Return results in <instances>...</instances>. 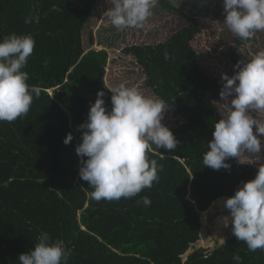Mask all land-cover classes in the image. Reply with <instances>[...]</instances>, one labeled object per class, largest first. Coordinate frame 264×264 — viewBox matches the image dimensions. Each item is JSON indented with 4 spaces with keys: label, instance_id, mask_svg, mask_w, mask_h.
<instances>
[{
    "label": "trees",
    "instance_id": "16d2710c",
    "mask_svg": "<svg viewBox=\"0 0 264 264\" xmlns=\"http://www.w3.org/2000/svg\"><path fill=\"white\" fill-rule=\"evenodd\" d=\"M96 2L0 0V39L11 33L33 37L35 47L22 71L29 85L40 88L27 115L0 121V264H19V255L34 248L41 232L71 249L68 264H237L235 256L239 264H264V250L249 251L234 235L182 260L200 239L201 213L254 179L258 167L237 165L236 158L226 161L228 170L203 165L214 123L220 120L215 101L221 100L222 80L198 63L191 44L199 33L198 19L171 0H158V5L188 24L162 42L133 44L123 53L135 58L154 95L184 119L170 129L177 148L152 145L148 150L149 161L162 165L151 188L120 200L90 197L93 189L79 177L75 148L82 131L77 126L87 120L99 90L106 108H112L104 81L107 52L82 46L81 31ZM232 41L229 76L241 61L237 48L250 40L233 36ZM69 133L73 139L66 145ZM144 196L150 206L137 203Z\"/></svg>",
    "mask_w": 264,
    "mask_h": 264
},
{
    "label": "clouds",
    "instance_id": "9594fccd",
    "mask_svg": "<svg viewBox=\"0 0 264 264\" xmlns=\"http://www.w3.org/2000/svg\"><path fill=\"white\" fill-rule=\"evenodd\" d=\"M108 4L103 17L118 31H124L144 28L158 0H108ZM222 7L223 24L241 41L264 32V0H222ZM34 47L35 40L28 34L11 33L0 39V121L13 122L27 115L33 94L40 96V88L29 85V75L22 71ZM164 58H170L167 52ZM233 69V75L221 76L222 118L214 123L212 139L203 154V165L214 170L230 169L226 161L239 159L241 153L255 156L262 152L264 50L246 62L238 61ZM109 90L111 110L106 108L104 91L99 90L87 120L77 126L82 131L75 148L80 157L79 177L93 189L89 195L95 201L132 198L151 188L159 181L157 172L162 165L155 159L149 161L148 150L152 145L156 150H175L179 143L162 123L169 107L163 100L147 97L124 83ZM72 139L69 133L63 143L67 145ZM137 203L147 207L151 200L144 196ZM223 207L229 211V216L222 218L224 227L231 225L232 234L249 251L264 250V166L258 167L254 179L242 182L234 195L225 198ZM37 240L34 248L19 255V264H68L71 249L62 240H53L47 232H41ZM234 260L239 264L240 257Z\"/></svg>",
    "mask_w": 264,
    "mask_h": 264
},
{
    "label": "rangeland",
    "instance_id": "374dc122",
    "mask_svg": "<svg viewBox=\"0 0 264 264\" xmlns=\"http://www.w3.org/2000/svg\"><path fill=\"white\" fill-rule=\"evenodd\" d=\"M187 15L196 17L199 21V33L193 38L191 44L198 55L201 68L210 75L222 76L229 74L231 62L229 48L232 37L235 36L223 24L224 14L222 0H171ZM110 5L108 0H97L89 19L81 31L84 51L89 49H104L107 52L104 81L107 87L113 88L121 83L129 87H136L145 96L158 98L145 83V74L130 54L123 53V49L133 44H156L166 40L173 32L186 26L188 20L163 10L158 4L152 9V16L144 28H129L118 31L112 26L103 13ZM264 50V32H257L248 42L237 48L241 61L251 59L257 52ZM50 91V90H49ZM159 99V98H158ZM222 101H215L218 113L223 110ZM184 122V119L167 109L162 123L169 129ZM255 133V128H254ZM262 143L261 154L252 156L241 153L236 158L237 165L256 163L257 167L264 166V136L260 137ZM257 174V173H256ZM223 200L218 199L210 210L202 212V234L196 244L191 246L185 254L200 247L210 250L233 236L230 227H224L223 217L229 216L224 209ZM230 230V231H229Z\"/></svg>",
    "mask_w": 264,
    "mask_h": 264
}]
</instances>
